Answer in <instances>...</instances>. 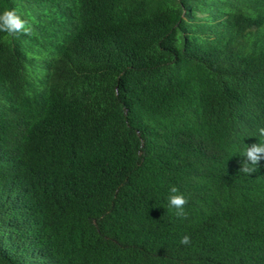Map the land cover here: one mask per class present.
I'll return each mask as SVG.
<instances>
[{"label":"trees","instance_id":"obj_1","mask_svg":"<svg viewBox=\"0 0 264 264\" xmlns=\"http://www.w3.org/2000/svg\"><path fill=\"white\" fill-rule=\"evenodd\" d=\"M6 9L0 264H264V0Z\"/></svg>","mask_w":264,"mask_h":264},{"label":"clouds","instance_id":"obj_2","mask_svg":"<svg viewBox=\"0 0 264 264\" xmlns=\"http://www.w3.org/2000/svg\"><path fill=\"white\" fill-rule=\"evenodd\" d=\"M0 32H5L9 35L23 33L25 35L32 34V27L21 17L15 9H6L0 13ZM258 135L264 137V127L258 129ZM243 156L246 158L240 168V172L250 175L257 171L259 163L264 160V143H254L248 146ZM172 195L169 196V206L176 209L178 217L187 218V213L184 211V206L188 203L183 194H178V189L173 186L171 188ZM180 243L188 245L191 243L190 236L185 235L182 237Z\"/></svg>","mask_w":264,"mask_h":264}]
</instances>
